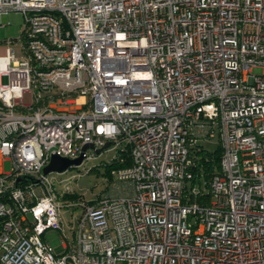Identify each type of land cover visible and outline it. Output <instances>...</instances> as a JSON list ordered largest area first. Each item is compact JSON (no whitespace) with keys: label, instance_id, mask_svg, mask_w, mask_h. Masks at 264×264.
Returning <instances> with one entry per match:
<instances>
[{"label":"built area","instance_id":"2783aa9c","mask_svg":"<svg viewBox=\"0 0 264 264\" xmlns=\"http://www.w3.org/2000/svg\"><path fill=\"white\" fill-rule=\"evenodd\" d=\"M11 12L24 22L0 55V264H264V0H0V24ZM215 138L220 173L187 191ZM104 153L129 154L110 172L129 194L67 199L53 174ZM54 155L83 160L46 174ZM76 208L55 251L42 236Z\"/></svg>","mask_w":264,"mask_h":264},{"label":"rangeland","instance_id":"374dc122","mask_svg":"<svg viewBox=\"0 0 264 264\" xmlns=\"http://www.w3.org/2000/svg\"><path fill=\"white\" fill-rule=\"evenodd\" d=\"M23 22L24 17L21 13L11 12L1 19L0 24V55L4 54V44L8 39H17L20 37L23 30ZM11 48L16 49V55L18 57L21 56V52L15 44L12 45ZM263 69H254V74H262ZM3 85L9 83L8 77L4 76L1 79ZM205 148L210 151H214L219 146L218 138L213 140L204 141L201 143ZM29 157L31 156V152H28ZM113 153H104L102 157L94 162L92 165L97 167L96 171L92 173H85L79 168H71L67 171V173L63 175L53 174V176L58 180H63L65 184L70 185V187L80 196L82 199L90 201L102 197L103 195L113 194L115 197H123L129 194V191L124 188L116 189L115 191H111L112 185V175L108 177L105 174V167L100 165L102 161H107L112 157ZM92 165L88 163V166ZM3 169L6 173H10L12 171V164L9 161H6L3 165ZM190 185V183H188ZM196 188H198L199 184H196ZM204 187V184L202 185ZM63 185H58V189H62ZM82 199H69L73 202L81 201ZM82 213L80 208L76 209H63L62 211V219L63 223L60 224L61 227L64 228V232L62 229H50L47 230L42 236L43 242L51 246L55 251H62L63 246L67 243V239H72L71 228L76 218H78Z\"/></svg>","mask_w":264,"mask_h":264},{"label":"trees","instance_id":"16d2710c","mask_svg":"<svg viewBox=\"0 0 264 264\" xmlns=\"http://www.w3.org/2000/svg\"><path fill=\"white\" fill-rule=\"evenodd\" d=\"M199 150H196V157L195 162H196V167H195V178L193 179L192 183L190 184L189 188L187 191L194 185V183H198L201 188L203 187L202 185L204 184V187H208L211 179L220 173V162H221V156H222V148L219 144L218 148L214 151H210L207 148H205L203 145L199 146ZM131 164V159L129 154L127 153L125 155V163H120V162H112L111 164H105V162H101L100 165L105 167V174L109 177L110 172L113 169H119L123 167L130 166ZM97 167H94L90 173L96 171ZM203 190V189H202ZM67 199H82V196L79 194L75 193L72 195L67 196ZM193 199V198H191ZM201 199H204L205 202L209 201V195L204 194L203 197L198 196V202H201ZM204 202V203H205ZM90 204H95L94 201L90 202Z\"/></svg>","mask_w":264,"mask_h":264},{"label":"water","instance_id":"95a60500","mask_svg":"<svg viewBox=\"0 0 264 264\" xmlns=\"http://www.w3.org/2000/svg\"><path fill=\"white\" fill-rule=\"evenodd\" d=\"M109 146V144H107L104 149H107ZM88 148H93L92 145H87L84 150L88 149ZM98 154L101 153V150L97 151ZM83 160V157L77 159V160H69L66 158H61L57 155H54L51 163L45 168V173H51V172H57V173H62L65 172L66 170H68L69 168H71L74 165H80L81 162Z\"/></svg>","mask_w":264,"mask_h":264},{"label":"crops","instance_id":"0c3cea01","mask_svg":"<svg viewBox=\"0 0 264 264\" xmlns=\"http://www.w3.org/2000/svg\"><path fill=\"white\" fill-rule=\"evenodd\" d=\"M3 51H4V49H3Z\"/></svg>","mask_w":264,"mask_h":264}]
</instances>
